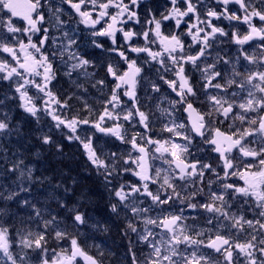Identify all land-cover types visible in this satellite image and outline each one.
I'll use <instances>...</instances> for the list:
<instances>
[{
	"label": "snow or ice",
	"instance_id": "6c2138e0",
	"mask_svg": "<svg viewBox=\"0 0 264 264\" xmlns=\"http://www.w3.org/2000/svg\"><path fill=\"white\" fill-rule=\"evenodd\" d=\"M144 2L62 0L57 6L54 0H0V11L6 10L0 16V54H7L0 58V80L14 85V94L0 99V264H32L34 255L38 264H105L106 255L115 253L93 243L88 247L96 255L89 254L81 238L86 243L90 237L81 230L108 234L114 227L127 240L120 264H264V0H165L162 11L145 7L140 31L126 28L141 25ZM169 21L173 28L165 31ZM220 21L229 22L228 30ZM233 22L247 31L241 34ZM80 25L89 30L92 47L119 60L81 52ZM99 37L112 46L105 48ZM225 42L236 46L235 53ZM49 43L55 49L50 53ZM141 53L146 59L138 63ZM56 59L75 88L103 96L101 111L94 113L80 96L87 117L63 115L75 94L61 99L52 90ZM150 64L160 66L156 80L144 75ZM140 90L144 101L155 98V111L141 110ZM12 101L25 116L17 118ZM156 112L167 138L149 134ZM44 117L52 122L47 131ZM28 118L37 125L32 131L40 147L55 156L65 148L56 131L67 129L64 139L79 141L107 196L101 215L94 214L96 193L79 176L37 174L23 143ZM137 125L142 131L130 130ZM81 126L114 137L128 150L97 151L91 136L77 134ZM196 139L204 146L197 151L214 154L215 165L194 158ZM155 160L166 167H154ZM127 175L137 182L125 180ZM37 186L42 198L33 195ZM11 203L31 214L20 217ZM138 244L148 248L141 258L134 250Z\"/></svg>",
	"mask_w": 264,
	"mask_h": 264
},
{
	"label": "flooded vegetation",
	"instance_id": "af4514ba",
	"mask_svg": "<svg viewBox=\"0 0 264 264\" xmlns=\"http://www.w3.org/2000/svg\"><path fill=\"white\" fill-rule=\"evenodd\" d=\"M127 2V0H126ZM62 3V0H54V4H56L57 6H59L60 4ZM165 3V0H145L144 3L141 4V11L139 13L140 17H141V25H126L125 27L128 28V27H132L134 28L136 31H140L141 30V26L143 25L144 23V17H145V7H149L152 9V11H157V9L159 8L160 11L163 10L162 7H160L161 5H164ZM64 19L65 20H68L69 18V15H70V9L68 8L67 5H64ZM230 10L236 8L237 6L236 5H230ZM6 10H4L3 12H0L1 14L4 15V12ZM46 15H47V12H46ZM6 19V17H5ZM14 24H18V27H23L24 24L23 22H20L18 20H14L13 21ZM213 23H217L216 21H213ZM228 24L229 22L227 21H220L218 26H222V27H225L226 30H228ZM258 24V22H257ZM233 25L234 27L236 28L237 31H239L241 34L245 33L247 31L246 29V26L245 25H236L235 22H233ZM47 26V25H45ZM259 26V24H258ZM71 28H75L76 25H75V22H73L71 25H70ZM100 27V26H98ZM173 28V24L171 21H169L166 25H165V31H168L170 29ZM50 35H56V36H59V33L58 32H55V31H51L50 32ZM23 38V37H21ZM34 40L37 39V37H33ZM79 43H80V50L81 52H87L91 57H99L100 59H107L109 62H113V63H116L119 58L113 53V54H108V53H101V51L99 49H96L94 47L91 46V40L93 39L90 35H89V30L84 26V25H80L79 27V36L77 37ZM98 40L99 43H102L104 45L105 48H109L111 47V42L108 40L107 37H99V38H96ZM189 38H186V42H188ZM139 44H143V41L140 40V41H137ZM123 44V38H122V35L120 33H117V46H120ZM224 47H226L230 52L232 53H235V50H236V46L235 45H229L227 44V42H225V45ZM246 49L248 46H245ZM153 49L156 50V46L153 45ZM54 47L51 45V43H49L48 45V51L49 53L51 51H54ZM123 50V49H121ZM193 54H194V51H193ZM129 55H134V54H129ZM144 59H146V54H143L141 53L140 54V58L138 60V63H141ZM54 67H56L57 69H65V66L63 64H61L60 60L59 59H56L54 61ZM120 67L123 68L124 65L121 63L120 64ZM159 65H154V64H150V65H147L144 67V75H146L147 77H149L150 79L152 80H156V76H157V70L159 69ZM186 71H188L189 73L192 72L191 68L190 67H186ZM103 75V70L101 69L100 70V76L102 77ZM167 78H171V75L169 74V76ZM196 77L195 75H193V80H195ZM161 90L162 92H167L168 90L162 86L161 87ZM107 90H105L106 92ZM139 95L141 97V103L142 105H144V107H142L141 110H147V106L146 104L148 103V101H144L143 100V96H144V92L142 90L139 91ZM80 96H83V100H86L88 102L89 105L92 106V108L94 109V113H97L99 111L102 110V104H101V101L103 100V96L97 91V90H94V89H91L89 88L88 90V94H83L81 91L79 92V97ZM122 99L125 100V102L127 103V106L128 107H131V103L130 102H127V99L122 97ZM203 99V97H201V100ZM197 107H200L199 104L196 105ZM78 115L80 118H85L87 117V111L84 109V105H83V101L81 100V102L79 103L78 105ZM183 115V114H181ZM90 119L94 120L95 119V115H93L92 117H90ZM125 127H128V125H125ZM161 127V124H158V125H152L151 126V129H153L149 134L152 136V137H159V138H162L163 137V133L162 132H159V129ZM91 130V133L92 134H95V135H99L101 134L100 132H96L94 129H90ZM131 131L135 132V131H142V128L137 125L135 128H132L130 129ZM195 145L191 151L192 153H194V158H199L205 162H213L214 165L216 163V157L214 154H211L210 152L207 151V149H205V151H197V148L198 147H204L200 140L199 139H196L195 141ZM151 150V148L149 149ZM159 161V160H158ZM157 161V162H158ZM151 163H156V160L155 161H150Z\"/></svg>",
	"mask_w": 264,
	"mask_h": 264
},
{
	"label": "trees",
	"instance_id": "16d2710c",
	"mask_svg": "<svg viewBox=\"0 0 264 264\" xmlns=\"http://www.w3.org/2000/svg\"><path fill=\"white\" fill-rule=\"evenodd\" d=\"M28 122H29V119L28 121L25 122V131L29 132V135L27 137L26 142H23V143H24V148L27 149L25 153L26 157H31V152L33 154L35 153L36 150L32 151V149L30 148V146L32 145V141H31L32 136L29 130ZM63 144L65 145V150L67 153L65 154V156L55 157L53 155L50 161L47 162L46 166L48 170H46L45 175L59 176L61 172H63V173H69L71 176H79V178L94 193H96V195L94 196V200L96 201L97 211L94 214L101 215L104 209V205L107 201V196L103 193V189L100 186V182L97 181L92 176L93 172L91 168L88 166L86 157L82 155L83 154L82 150L77 148L78 143H75V141L74 142L65 141ZM56 182H59V181H56ZM65 182H67V180H65ZM28 198H32V197H28ZM9 207L12 212L18 213L20 217H26L31 214L29 210L18 208L16 204L14 203H11ZM53 207H55V205H53ZM6 220L8 223L18 222L15 219L9 220L6 218ZM92 235L94 236L95 240H100L102 244H104V241H105L104 249L106 250V253L107 252L115 253L114 256L106 255L105 264H117L116 258H118L119 256H121L122 259H124V253L127 251V240L123 239L120 236L119 229L114 227L113 230L108 234H99V236H97L91 233V235H89L88 237H92ZM82 243L85 246H87L86 245L87 243H85V241ZM50 247L55 248L56 245L52 243L50 244ZM32 264H38V260L36 259L35 255L33 256Z\"/></svg>",
	"mask_w": 264,
	"mask_h": 264
},
{
	"label": "rangeland",
	"instance_id": "374dc122",
	"mask_svg": "<svg viewBox=\"0 0 264 264\" xmlns=\"http://www.w3.org/2000/svg\"><path fill=\"white\" fill-rule=\"evenodd\" d=\"M0 12H3V11H0ZM0 16H3V14L0 13ZM6 55L7 54H0V58H4ZM62 76H64L63 73H62ZM64 77H66V76H64ZM1 92L3 93V95L5 93H7L8 95L11 96V95L14 94V86L9 85L7 83H3L2 87H1ZM149 95H153L154 96V94H151V93H149ZM13 102H15V101L10 102V106L12 107V109L14 111V109H16L17 107L14 106L15 104L14 105H11ZM155 103H156L155 98H153L151 101H148V103H147V110L151 108V109H153L155 111V109H154ZM69 104H70V109H71L70 111H73L74 105L72 103H69ZM74 112H75V110H74ZM157 115H159L158 112H156L154 116H157ZM65 116H67L68 118H71L74 115H71V116L65 115ZM43 119H45V120H41V125L43 126V130L44 131H47L48 130V127L51 126L52 122H51V120H50L49 117H44ZM60 132L63 133L65 136L69 134V131L67 129H62V130L56 131L57 136H60ZM77 134L81 135L82 133L80 134V132L78 131ZM85 136H91L93 138V145L95 147H98L97 151H100L101 149H103L104 152H109L108 150H110V151H124L125 152V150L126 151L128 150V147L125 148L123 145L117 144L116 142H110V144H116V147H113V148H110V149L108 148L107 149L105 147L107 137L103 133L101 134V136L99 135L100 137L97 136V135L96 136L95 135H81V138L82 137H85ZM167 136H168V134L165 133L163 135V138H167ZM153 138L155 139V137H153ZM162 166L166 167V165H162L161 161L159 160V166L158 167H162ZM33 195L36 196L37 198L38 197L42 198L43 195H44V192L43 191H40V190H37L36 188H34L33 189ZM133 239H134V237H133ZM53 244H55V243H53ZM65 244L62 243L61 244V247H67V243L66 242H65ZM134 250H135L136 255H137L138 258H141L143 254H146L148 252V248L146 246H144L143 244H138L137 247ZM121 259H122L121 256H119L118 258H116L117 264H120Z\"/></svg>",
	"mask_w": 264,
	"mask_h": 264
}]
</instances>
